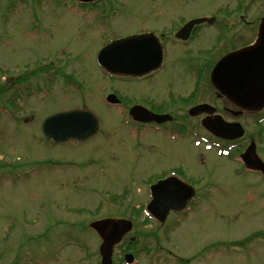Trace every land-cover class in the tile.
I'll use <instances>...</instances> for the list:
<instances>
[{
	"label": "rangeland",
	"instance_id": "374dc122",
	"mask_svg": "<svg viewBox=\"0 0 264 264\" xmlns=\"http://www.w3.org/2000/svg\"><path fill=\"white\" fill-rule=\"evenodd\" d=\"M240 14L256 23L264 0H100L83 6L72 0H0V92L10 90L0 95V162L49 161L20 172L0 170V264H99L100 240L88 225L124 218L134 224L129 235L136 247L141 250L146 241L149 250L138 253V264H264V234L248 242L264 230V180L236 158L241 145L253 139L264 160V122L256 124L264 109L237 118L245 135L220 142L236 145L224 157L219 144L209 148L192 137L139 133L123 112L104 101L116 85L125 101L185 115L190 100L181 97H192L201 75L196 74L208 72L198 68L254 40L247 30L253 33L256 24L237 25ZM210 16L229 26L220 28L222 21L215 28L205 25L188 46L168 42L164 70L147 81L121 83L96 64L109 38L143 29L169 35L190 19ZM23 75L29 80L24 82ZM63 76L78 79L80 88L72 80L65 87ZM32 89L50 93L31 95ZM198 90L194 101L209 100L232 119L222 111L227 104L214 98L202 77ZM18 94L22 101L13 111L7 102ZM80 103L100 117L97 136L63 146L42 138L44 117ZM171 169L194 186L197 206L183 217L172 214L159 228L142 210L150 199L148 184ZM126 244L115 250L114 264H123Z\"/></svg>",
	"mask_w": 264,
	"mask_h": 264
},
{
	"label": "water",
	"instance_id": "95a60500",
	"mask_svg": "<svg viewBox=\"0 0 264 264\" xmlns=\"http://www.w3.org/2000/svg\"><path fill=\"white\" fill-rule=\"evenodd\" d=\"M91 2L94 0H76ZM211 24L212 18H199L186 23L175 36L187 39L192 27L200 23ZM162 61V49L152 34H140L115 40L104 46L97 54V63L104 70L119 75L141 76L157 70ZM211 83L215 89L226 96L233 104L247 111H259L264 107V17L259 27L255 46L231 52L218 61L211 72ZM108 100L112 101L110 97ZM215 109L203 105L190 110L191 115L208 113ZM238 113H234L236 116ZM130 114L136 120L161 122L166 117H158L141 107H133ZM99 120L96 114L86 106L75 107L47 116L41 131L46 139L63 144L71 141L82 143L98 132ZM202 126L212 135L224 140L242 137L244 130L238 123H226L219 116L207 117ZM244 166L260 171L264 176V164L256 154L253 142L240 155ZM152 200L147 211L160 224H163L170 211L180 212L194 195L192 187L170 177L158 181L150 187ZM100 239L99 253L101 264H112L113 247L121 237L131 229L126 220L104 219L90 224ZM127 262L132 256H125Z\"/></svg>",
	"mask_w": 264,
	"mask_h": 264
},
{
	"label": "flooded vegetation",
	"instance_id": "af4514ba",
	"mask_svg": "<svg viewBox=\"0 0 264 264\" xmlns=\"http://www.w3.org/2000/svg\"><path fill=\"white\" fill-rule=\"evenodd\" d=\"M239 19L242 21V20H244V17H242L241 15H239ZM246 24H252V22H245ZM252 28H254L253 26H252ZM200 29H201V26H197V27H194L193 28V30L191 31V33H190V36H189V39L186 41V42H183V41H180V40H176V39H174V38H170L171 40H164V39H162V37H160V41H161V43H162V45H163V51H164V58H165V61H166V53H167V44H168V42H174V43H176V44H182V45H184V46H187L188 44H189V41L190 40H192L191 38H194L195 37V35L196 34H198V32L200 31ZM254 31V30H253ZM173 35V34H172ZM252 43V42H251ZM250 43V44H251ZM209 67H210V65H205V64H202L199 68H198V70L199 69H208V72H204V71H199L196 75L198 76L199 75V73L201 74L200 76H199V79H198V83L197 84H199L200 83V80H201V77L203 78V79H205V82H206V84L208 83L209 84V73H210V70H209ZM193 69V68H192ZM194 70V69H193ZM203 74V75H202ZM132 80H134V79H132ZM194 95H196V94H194ZM184 100H190L189 102H187L188 104L186 105V106H190V105H193V103H194V96L193 97H187V98H184ZM218 100L219 101H225V99L224 98H222V97H219L218 98ZM204 101H202V103H203ZM141 105H143V106H146V105H144V104H141ZM147 108L149 109V110H151V111H153V112H155V113H169V112H166V111H163V110H153V109H151L149 106H147ZM225 112H227V108L226 107H224V108H222ZM171 116H172V120L171 121H169V122H166V123H164V124H162V125H155V124H153V123H151V124H139V123H136V122H134L132 119H130V121L131 122H133V124L135 125V126H137V127H139L140 129H147V128H155V129H162V128H164V126H167V125H174L175 127H171V128H176V129H180V127H184V126H186V123L183 121L184 119H186V115H184L183 117H180V116H175V115H172L171 113H169ZM203 116H199L198 118H199V120L202 118ZM188 118V117H187ZM173 174V173H172ZM171 175V174H170ZM175 175V174H174ZM161 178H163V176L162 177H160V178H158V179H161ZM157 179V180H158Z\"/></svg>",
	"mask_w": 264,
	"mask_h": 264
},
{
	"label": "trees",
	"instance_id": "16d2710c",
	"mask_svg": "<svg viewBox=\"0 0 264 264\" xmlns=\"http://www.w3.org/2000/svg\"><path fill=\"white\" fill-rule=\"evenodd\" d=\"M93 5V4H92ZM95 5V4H94ZM81 6V5H80ZM31 75V74H30ZM33 75H35V73H33ZM22 77V80L25 82V81H28L29 80V77L28 76H26V75H23V76H21ZM17 88H19V87H16V89ZM9 88H7V89H5V90H3V92L1 93L0 92V95L1 94H3V93H5V92H7V91H10V90H8ZM45 89H38L37 91L36 90H34V89H32L31 90V95H34L36 92H38V93H43V91H44ZM22 95V94H21ZM20 94H18V96H16V98L15 97H13V99L11 100V101H9V102H7V105L8 106H10L11 108H16L17 107V104L18 103H16V102H18V99L20 98V97H22ZM12 119H15L17 122H19L20 120H18V118L13 114V112L11 113V115H9ZM243 147V146H242ZM12 162H15V161H12ZM47 163H49V161H42V162H35V161H33V162H26V164L25 163H23V164H18V163H14V164H9V162H0V170H8L9 172H13L14 173V171H17V172H20V171H23V170H27L26 169V167L28 166V167H30L31 165H34V164H36V165H38V166H40V167H42V166H45ZM52 164H54V165H56V164H58L57 162H52ZM60 164V163H59ZM64 165V164H63ZM28 175V173L27 174H25V176H27ZM15 177V176H14Z\"/></svg>",
	"mask_w": 264,
	"mask_h": 264
}]
</instances>
